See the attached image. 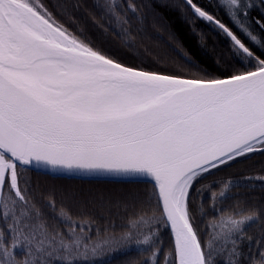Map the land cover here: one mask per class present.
<instances>
[{
  "label": "snow or ice",
  "instance_id": "1",
  "mask_svg": "<svg viewBox=\"0 0 264 264\" xmlns=\"http://www.w3.org/2000/svg\"><path fill=\"white\" fill-rule=\"evenodd\" d=\"M184 3L229 39L232 65L212 74L179 52L196 72L168 70L159 58L148 67L139 54L128 63L86 37L72 17L61 20L45 0H0V264H88L105 246L132 240L149 254L141 264H161V257L162 264H264V247L258 242L253 255L251 237L249 252L241 250L249 227L264 228V208L233 191L264 187V168L202 183L264 155V11L251 16L256 0H216L246 43L196 0ZM258 3L264 9V0ZM98 7V27H118L132 50V19L141 20L135 0ZM33 170L144 178L150 190L132 203L153 214L130 219L118 239L94 240L93 221L69 215L73 207L85 215V200L69 195L56 217L68 231L51 230L37 202L43 194L25 177ZM205 200L213 219L201 228ZM88 203L111 214L127 201L99 196ZM46 206L55 211L51 196ZM161 226L169 232L167 253Z\"/></svg>",
  "mask_w": 264,
  "mask_h": 264
},
{
  "label": "trees",
  "instance_id": "2",
  "mask_svg": "<svg viewBox=\"0 0 264 264\" xmlns=\"http://www.w3.org/2000/svg\"><path fill=\"white\" fill-rule=\"evenodd\" d=\"M45 2L65 23H71L69 17H72L75 21L73 26L82 28L86 37L128 63H133L131 57L139 54L146 58L148 67H154V61L159 58L161 65L168 70L196 72L195 69H189L183 63L177 54L179 52L181 54L186 53L194 63L207 68L212 74H217L234 62L229 51V39L214 25L196 18L184 0H135L138 8L137 16L141 17V20L132 19L131 14H129V18L132 19L133 31L137 33L132 50L125 48L122 38L116 35V32L119 31L118 27L112 25L106 33L98 27V24L104 23L100 19L98 7L104 3V0H45ZM196 2L226 25L232 27L242 40L248 42L247 38L224 14V11L216 6V0H196ZM256 3L257 7L251 12L252 17H259L261 11H264L259 7L258 0ZM252 27L255 28V25L253 24ZM137 30L139 31L137 32ZM256 50L260 52V49ZM216 61H219V65ZM261 168H264V155L257 153L245 160L244 163H236L231 167L215 172L202 183L209 184L213 180L240 178L242 174H255ZM25 177L30 179L33 189L37 193L43 194V199L39 195L37 196V202L38 206L42 208L43 219L51 230H58L62 233L68 231L67 225L61 223L56 217L59 216L61 207L69 203L65 199L69 195H75L85 200V215H80L79 210L75 207L69 215L78 223L85 219H91L93 231L90 235L94 240L102 239L105 236L118 239L123 233L130 230V219H135L142 212H146L147 215L153 214V209H145L140 204L134 205L132 203L133 197H139L146 190H150V185L146 182L69 179L52 177L35 171L25 173ZM212 190L216 191L218 188ZM233 191L241 192L242 195L239 198L246 200L248 205L264 208V187L258 183L254 188L248 190L234 189ZM49 196L55 201V211L46 206ZM99 196L126 200L127 203H122L118 209L113 208L109 214L93 203H88L90 198ZM200 202L198 197L195 203L199 205ZM233 203V201L226 202L229 205ZM210 207L211 201L205 200L204 208L208 215L200 222L201 228L213 219L209 211ZM155 215L159 216V212H155ZM160 234L164 244V252L167 253L170 247L169 232L161 226ZM245 237L241 246V250L245 254L249 252L250 242L247 237L252 238L251 250L253 255L258 242L264 247V239H262L264 238V228L261 227L260 223L249 227ZM148 255V253L141 252L135 240H132L114 247L105 246L104 251L97 255H89L88 264H141ZM17 258L21 259L22 257L18 255ZM162 262L163 257H161V264ZM243 264H252V261L245 260Z\"/></svg>",
  "mask_w": 264,
  "mask_h": 264
},
{
  "label": "water",
  "instance_id": "3",
  "mask_svg": "<svg viewBox=\"0 0 264 264\" xmlns=\"http://www.w3.org/2000/svg\"><path fill=\"white\" fill-rule=\"evenodd\" d=\"M35 172L43 173L46 175H50L52 177H64V178H73V179H81V180H106V181H123V182H147L146 179L141 177H124L119 175H61V174H54L46 170H33Z\"/></svg>",
  "mask_w": 264,
  "mask_h": 264
}]
</instances>
